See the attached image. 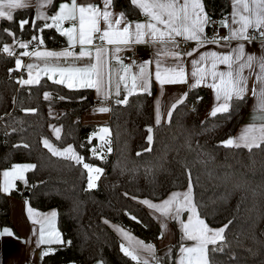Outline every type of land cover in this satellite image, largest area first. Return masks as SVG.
<instances>
[{"label":"trees","instance_id":"1","mask_svg":"<svg viewBox=\"0 0 264 264\" xmlns=\"http://www.w3.org/2000/svg\"><path fill=\"white\" fill-rule=\"evenodd\" d=\"M203 2L210 16H226L229 12V0ZM114 7L125 11L129 18L141 16L130 6L129 0H115ZM25 18H34L31 9L17 11L13 22L0 20V30L10 28L18 36L31 39L30 25L25 26L22 34L20 32L18 22ZM35 34L43 37L44 47L59 48L65 44V38L55 29ZM10 41L11 38L3 35L4 43ZM14 61V56L0 52V117H3L0 119V185L1 172L13 164L33 163L37 168L26 173L27 185L16 181L11 194L0 192V226L11 223L9 195L27 200L40 211L56 209L57 224L65 243L43 245L39 264H92L97 261L133 264L120 251L121 239L104 220L132 230L145 242L157 244L161 228L153 215L124 193L157 201L173 190L185 189L188 183L185 165L191 169L196 199L210 226L220 227L229 220L234 221L226 232L229 247L225 254H217V259L226 264H264V151L253 149L250 153L244 148L221 145L246 118L248 98L230 109V113L204 117L203 112L210 102L209 90H191L185 104L179 105L173 113L172 123L154 127L153 151L140 156L137 152L148 146L145 129L154 125V87L151 95L131 97L128 106L112 104L108 122L111 136L107 137L112 151L101 161L90 158L86 143L97 126L82 124L80 120L81 113L95 102L91 89L70 90L45 79L41 81L42 86L21 87L14 78L23 73H9ZM44 91L53 93L52 101L43 99ZM59 96L68 99L60 100ZM47 104L65 109L56 119L63 128L62 137H66L63 144H72L85 156L86 162L104 169L96 189L85 190L86 173L81 175V165L53 157L43 148L42 136L51 137L62 146L48 129ZM24 109L37 111L26 114ZM16 120L24 122L25 131H11L12 127L21 126L14 123ZM5 132L9 134L5 136ZM20 143L30 147H14ZM92 143L99 145L100 142L93 140ZM81 144H85V148L81 149ZM201 152L206 155H199ZM208 155L212 159L205 163ZM147 168L152 171L146 172ZM130 215L137 216L142 223L131 220ZM44 251L49 254L43 256ZM229 255H234L236 260L228 261Z\"/></svg>","mask_w":264,"mask_h":264},{"label":"snow or ice","instance_id":"2","mask_svg":"<svg viewBox=\"0 0 264 264\" xmlns=\"http://www.w3.org/2000/svg\"><path fill=\"white\" fill-rule=\"evenodd\" d=\"M34 0H0V20L14 21L15 13L19 10L33 6ZM55 0H35V17L20 20L21 34L25 26L30 25L33 32L30 40L22 39L12 29L0 30V51L9 57L18 55L30 57L34 62L26 65L22 59L14 61V67L9 73L20 72L25 74L15 77V83L24 86H42L41 81L46 77L55 85L64 86L70 90L94 89L102 105L96 109L99 113L112 110L106 106L111 100L114 105L128 106L130 98L137 95H151L153 81L160 86L163 95L166 85H188L189 91L201 86H207L215 94V103L209 116L230 113V109L239 106L245 101L249 93L248 82L254 76L251 95L256 98L253 120L264 122V54L246 52V45L241 42L235 47L231 41H247L249 44L260 39V48L264 53V0H231L232 12L222 19L213 20L205 10L203 0H129L130 6L138 10L143 20H130L125 11H114L115 0H70L59 3L58 9L47 14L43 9L53 6ZM50 21V22H49ZM212 24H219L228 31L226 36L216 35L209 37L206 28ZM68 25V26H65ZM45 29H55L59 36L64 37L66 45L61 50H49L44 47L45 41L41 35ZM258 33V36L256 35ZM3 35L12 39L13 45L3 42ZM223 41L224 43H221ZM194 43L190 50L181 49V43ZM216 45L217 48H227V52L207 49V45ZM148 45L153 48L151 59L136 60L122 55L125 52L135 53V46ZM24 51L17 53L15 47ZM201 49H207L201 51ZM190 58V59H189ZM130 60V62H126ZM225 66L221 70L220 66ZM258 68V71L254 68ZM247 70V75L245 72ZM25 75L27 78H25ZM189 92H184L175 98L166 113L161 112V102H155V120L153 126H147L145 131L147 147L137 152V156L144 152L153 151L154 127L172 123L173 113L179 105L185 104ZM45 101L53 100V93H43ZM60 100L67 97L59 96ZM85 99V98H81ZM199 99V98H198ZM137 107H141L137 105ZM259 114H256V110ZM25 113H35L36 109H24ZM49 116L56 118L51 104ZM3 119V117H0ZM20 127H12L13 133L25 131L22 120L14 121ZM49 128L55 140L61 141L57 146L46 136H42L41 143L53 157H60L82 166L83 176L86 173V189H96L97 182L104 169L94 163L86 162V158L72 144H63L66 137H62V126L50 124ZM9 133L5 132V136ZM111 136L108 127H101L98 132L87 138L88 152L91 159L104 161L110 154ZM98 140L99 145L92 141ZM225 148H244L250 153L253 149L264 151V123L257 126L255 123L245 127L235 139L222 141ZM16 148L28 149L27 143L15 145ZM85 148V144L79 146ZM204 156L206 154L199 153ZM212 159L207 156V163ZM185 175L188 183L186 190L172 191L159 202L151 199L124 195L137 200L150 210L153 217L159 222L163 238L168 229V223L174 222L179 229L180 239L175 254L174 264H226L217 259V254H225L229 247L226 232L233 225V220L220 227H212L207 222V216L201 212L202 205L197 201L194 191L195 184L191 169L185 165ZM36 164H13L10 170L2 172L3 184L0 191L11 194L15 189V182L28 184L26 173L33 172ZM147 168L146 172H151ZM212 175V172H209ZM29 219L33 224H39V240L37 246L42 244L65 243L58 232L50 228V216L40 217L33 209L28 208ZM185 214L186 217H185ZM136 223L142 221L135 215H130ZM105 224H109L107 219ZM45 224L49 225L46 238ZM122 238L120 251L128 257L133 264H164L163 257H157L152 243L137 239L129 230L120 225H111ZM14 237V233L4 227L0 230V239ZM190 242V243H189ZM70 243V242H68ZM211 246V247H210ZM48 251L42 253L48 255ZM169 264H173V249L170 247L166 253ZM234 255L228 256V261H234Z\"/></svg>","mask_w":264,"mask_h":264},{"label":"crops","instance_id":"3","mask_svg":"<svg viewBox=\"0 0 264 264\" xmlns=\"http://www.w3.org/2000/svg\"><path fill=\"white\" fill-rule=\"evenodd\" d=\"M60 2H62V0H55L52 7L47 8V9H43V11H45L47 14H51V13L55 12L59 7ZM64 2H70V0H64ZM79 2H86V0H78V3ZM92 2H95V0H92ZM229 3H230V8H229L228 14H230L232 12L231 0H229ZM205 8H206V6H205ZM28 9L32 10L33 16L35 17V14H36L35 13V9H36L35 0L33 2V6L28 8ZM114 11L119 13L120 11H123V10L117 9L116 7H114ZM129 19L133 20V21L143 20V17L137 16L136 18H129ZM65 26H68V25H65ZM222 29L224 31H227V29H225V28H222ZM206 34H207V28H206ZM64 42H65V44L63 47H65V45H66V40H64ZM241 42H243L246 45V52L255 53L258 56L261 54H264V53H262V50L260 48V44H261L260 39L252 41L251 44H249L247 41H236V40H233L230 43L233 47H235L238 43H241ZM189 43H192V42H189ZM221 43H224V42H221ZM7 44L13 45V41L7 42ZM192 44H194V43H192ZM14 47H15V51L17 53L24 51L22 49H19L18 46H14ZM63 47H59V48L45 47V48H47L49 50H61ZM207 49L216 50V51H220V52H227L228 51L227 48H217L216 45H212V44L207 45ZM207 49H201V51H204ZM127 54H133V53L132 52L122 53V55H127ZM134 54L138 55L141 58V60L151 59L152 54H153V48L148 46V45H137V46H135V53ZM17 58L22 59V61L25 65L29 62H34L32 60V58H30V57H21L18 55H14V60ZM220 68H221V70H225V66H223V65H221ZM254 68H255V65H254ZM255 70L258 71V68H255ZM20 72L25 74L23 69ZM245 75H247V70L245 72ZM25 78H27L26 75H25ZM44 79L47 80L46 77ZM254 79L255 78L253 76V78L250 79L248 82L249 93L246 96V98H248L249 104H248L247 116H246V118L243 119V121L237 127L238 128L237 131L231 137L233 139L238 137L245 127L250 126L253 123H255L257 126H259L260 123H264V122L259 121V120H255V121L253 120L254 108H256V105H257L256 98L251 95V88L253 86ZM152 87H154V89H155V92L153 94V99H152V102L154 103V107H153L154 120H155V102L158 99L161 102V112L166 113L169 109L170 104L173 102V100L175 98L180 97L184 92H190L188 85H186V84H183V85H166L164 92H163V95H161L160 86L158 84H156L154 81L152 83L151 88ZM198 88H206L209 90L208 93H209V101L210 102L205 107V110L203 112L204 117H207V116H209V113L214 106L215 94H214L213 90L207 86H201ZM91 91L94 94L93 97L95 98V102L90 109H87V110L85 109V111L83 113H81L80 120L82 121V124H91V125L97 126L96 132H98V130L101 127H108V122H110L111 111L106 112V113L97 112L96 109L98 107L105 106V105H102L100 99L97 97L95 90L91 89ZM53 98H54V95H53ZM49 105L50 104L46 105L47 108L45 111H46V114L49 117V121H50L48 124V129H49L51 135H53V137H54V134L52 133L51 129L49 128V125L55 124L57 126H61L58 123V121H56V119L59 117V115L61 113H63V111L65 109L60 108V107H55L53 104H51L53 112L56 116V118H52L49 116ZM106 106H109L112 108L113 107L112 101L111 100L107 101ZM256 114L257 115L259 114L258 109L256 110ZM48 138L50 140H52L51 137H48ZM40 142H41V139H40ZM52 142L54 144H56L53 140H52ZM57 146H59V145H57ZM5 170H7V169H5ZM2 172H1V179H2L1 185L3 184ZM183 190H186V188L173 190V191H183ZM0 192L3 193L2 191H0ZM171 192H169L164 198H166ZM164 198L157 200V201L153 200V202H159V201L163 200ZM140 199H149V198H140ZM8 206H10L9 220L11 223H10V225L0 226V230H2L4 227H7L8 229H10L14 233V237H4L3 239H0V264H39L40 263V261H39L40 250H41L42 246L43 245L49 246L51 244H42L39 247L37 246V241L39 240V227H40V225L32 223V220L29 219V215H28L27 210L30 207L31 209H33V211L35 213H38L40 215V217L50 216V213L56 212V216L54 218L50 217V219H51L50 228L53 232H58L60 234L61 239H62V232H60L58 224H57L58 218H57L56 209L53 208V209L40 211V210L35 209L34 206L30 205L27 200H25L23 198H19V197H14L11 195L8 196ZM142 206H144V205H142ZM146 209L150 212V210L148 208H146ZM150 214L152 215L151 212H150ZM186 215L187 214H185V217H186ZM155 221L157 222V224L160 228L159 222L156 219H155ZM113 224H115V223L109 222L110 227ZM115 225H117V224H115ZM45 228H46L45 236L47 238L49 225L45 224ZM130 232L137 239H141V240L145 241L143 238L132 233V230ZM117 236L122 241V238L120 237V235L118 233H117ZM179 239H180V232H179L178 226L174 222H169L168 223V229L164 233L163 238L158 239L157 244H153L155 247L156 256L157 257H163L164 258V264H167V262H168V258L166 256V253L168 252L170 247L173 249V257H174L173 264H174L175 254H176V251L178 250ZM146 243H149V242L146 241ZM53 244H56V243H53ZM92 264H103V263H102V261H97V262H94Z\"/></svg>","mask_w":264,"mask_h":264},{"label":"built area","instance_id":"4","mask_svg":"<svg viewBox=\"0 0 264 264\" xmlns=\"http://www.w3.org/2000/svg\"><path fill=\"white\" fill-rule=\"evenodd\" d=\"M208 15L210 16V14H208ZM210 17H211L213 20L218 21V20L222 19L224 16H221V17H213V16H210ZM217 32H219V35H220V36H226V35L228 34V32H227V31H224V30L219 26V24H212V25H210L209 27H207V35H208L209 37H212V36L216 35ZM256 35L258 36V33H257ZM22 39H24V38H22ZM258 39H259V38H258ZM258 39H255V40H258ZM24 40H26V39H24ZM27 40H30V39H27ZM27 40H26V41H27ZM253 41H254V40H253ZM221 42H223V41H221ZM180 47H181V49L187 51V50H190L191 48H193V47H194V44H192V43H187V44L181 43ZM0 52L3 53L2 51H0ZM6 55H7V54H6ZM125 56L129 57L130 59L141 60V58H140L138 55H136V54H127V55H125ZM12 57H13V56H12ZM126 62H130V60H128V61H126ZM150 264H155V261L150 260Z\"/></svg>","mask_w":264,"mask_h":264},{"label":"rangeland","instance_id":"5","mask_svg":"<svg viewBox=\"0 0 264 264\" xmlns=\"http://www.w3.org/2000/svg\"><path fill=\"white\" fill-rule=\"evenodd\" d=\"M22 164H24V163H22ZM11 168H9V169H7V170H10Z\"/></svg>","mask_w":264,"mask_h":264}]
</instances>
